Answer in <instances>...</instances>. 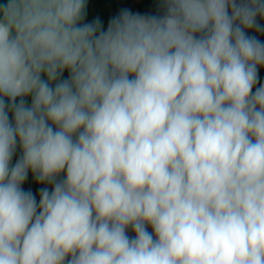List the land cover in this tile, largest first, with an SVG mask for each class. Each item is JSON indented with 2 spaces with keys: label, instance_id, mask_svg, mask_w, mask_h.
I'll use <instances>...</instances> for the list:
<instances>
[{
  "label": "clouds",
  "instance_id": "clouds-1",
  "mask_svg": "<svg viewBox=\"0 0 264 264\" xmlns=\"http://www.w3.org/2000/svg\"><path fill=\"white\" fill-rule=\"evenodd\" d=\"M164 6L0 7V264H264V0Z\"/></svg>",
  "mask_w": 264,
  "mask_h": 264
},
{
  "label": "rangeland",
  "instance_id": "rangeland-1",
  "mask_svg": "<svg viewBox=\"0 0 264 264\" xmlns=\"http://www.w3.org/2000/svg\"><path fill=\"white\" fill-rule=\"evenodd\" d=\"M8 0H0V7L6 5ZM147 4L149 5V13L147 16L150 15H157L162 16L165 14L166 8L164 6V0H146ZM85 14L83 19L79 22L80 24H86V23H92L97 18H99L101 22V31H106L109 25L110 20L118 16L122 9H129L131 12L135 13L136 11V0H85ZM147 5V6H148ZM0 18H2V14H0ZM257 23H259L261 26H264V18L257 17ZM247 34L250 36H256L257 39L264 42V32H257L255 29L253 30H246ZM67 70H65L62 75L59 77L62 78L65 76V73ZM258 76H259V83L256 85V87L259 86L260 83H264V66L258 67ZM42 79H47L46 75L42 73ZM56 81L52 82V86H55ZM255 91V87L253 89ZM20 98H17V103L19 102ZM25 103L27 105H31L32 97L31 95L24 97ZM6 104L9 103L7 98H5ZM9 119H13V114L9 112ZM23 154L22 147L19 144V141H17L16 150L14 152V155L11 160V164L14 165L17 160L21 158ZM32 173L31 170L28 171V174ZM23 185H21L22 187ZM36 187V186H35ZM31 192L33 195L36 194V188L33 186L30 187Z\"/></svg>",
  "mask_w": 264,
  "mask_h": 264
},
{
  "label": "trees",
  "instance_id": "trees-1",
  "mask_svg": "<svg viewBox=\"0 0 264 264\" xmlns=\"http://www.w3.org/2000/svg\"><path fill=\"white\" fill-rule=\"evenodd\" d=\"M147 2L146 0H136V11L135 13H140L141 15H145L147 16V14L149 13V5L147 6ZM70 76L69 71L67 70V72L65 73V76L60 78V80H65L68 79ZM66 178V171L60 173L55 179L56 182L62 181L63 179ZM34 183V188H36V194L34 195L37 203H39L40 200V190L43 188H47L49 190V192L52 191L54 184L53 183H48V182H40L36 179L35 174L32 172L30 174L27 175L26 180L24 181V183L22 184V189L24 191H31L32 189H30L31 186H33ZM36 186V187H35ZM148 231H152L151 226H148ZM127 234L129 235V237H134L135 236V232L132 230L131 227H129L127 229Z\"/></svg>",
  "mask_w": 264,
  "mask_h": 264
}]
</instances>
